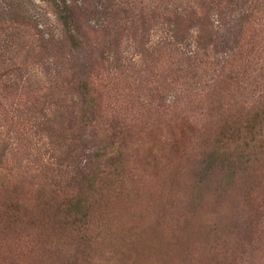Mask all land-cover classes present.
<instances>
[{"label": "rangeland", "instance_id": "rangeland-1", "mask_svg": "<svg viewBox=\"0 0 264 264\" xmlns=\"http://www.w3.org/2000/svg\"><path fill=\"white\" fill-rule=\"evenodd\" d=\"M22 1L31 20L0 30V63L18 68L17 85L0 90L7 98L0 151L23 174L22 193L30 198L28 190L35 194L59 175H74L79 187L86 176L119 177L94 194L89 230L66 239L28 217L0 235V264H264V153L233 167L212 156L217 124L251 110L249 88L231 86L221 103L202 94L213 71L199 62L195 31L183 26L174 37L161 15L122 16L106 33H93L94 21L81 18L85 36L60 48L63 31L49 0ZM263 37L262 28L250 29L253 58L263 57ZM92 72L102 106L127 108L139 121L124 151L126 168L98 167L103 139L92 138L87 116L70 119L74 79ZM81 124L89 129L77 133Z\"/></svg>", "mask_w": 264, "mask_h": 264}, {"label": "trees", "instance_id": "trees-1", "mask_svg": "<svg viewBox=\"0 0 264 264\" xmlns=\"http://www.w3.org/2000/svg\"><path fill=\"white\" fill-rule=\"evenodd\" d=\"M49 2L56 22L63 31L59 39L60 48L64 45L67 48L73 47L83 37L84 33L79 29L81 18L94 21L98 30L91 29L93 33H106L112 22H117L122 16L127 20L133 13L138 14L137 18H145L146 14L149 18L163 16L174 37L181 35L183 26L186 34L195 31V49L202 55L199 62L207 71H213L202 94L211 100L210 95H217L215 98L221 103L223 97L226 99L224 95L230 87L237 86L249 88L247 90L254 99L251 110L246 115L234 122L223 118L217 124L212 156L222 157L226 164L233 167L243 165L248 155L256 157L264 153V52L262 58H253V54L257 53L256 39L248 41L250 29L255 27L257 30H264V0H81L80 4L78 0ZM28 14L29 11L26 14L23 12L22 0H0V30L5 26L23 23V20H31ZM50 42L46 41V46H50ZM107 45L108 43L103 42L102 48L106 49ZM171 52L174 54V50ZM16 66L14 62L0 63L1 91L7 93V90L17 85L12 82L18 69ZM87 78L92 80H86ZM74 82L71 90L75 97L73 103H76L70 119L73 114L75 118L79 116L77 120L87 116L86 124L94 131L91 132L92 138L103 139L104 145L96 147L101 152L96 155L97 162H100L98 167L126 168L124 151L128 149L131 130L135 128L132 123L139 121L134 120L133 116L131 120L130 115L126 114L127 108L112 109L102 106L105 99L97 87V77L93 72L84 74L83 77L80 75ZM4 99L7 98L0 97V109L3 108ZM25 106L27 104L24 99L23 107ZM221 106L224 105H220V108ZM6 115L7 112L3 114ZM97 115L104 117L102 125H98ZM72 124L73 121L70 120L69 125ZM97 127L99 130L95 132ZM87 129L88 126L82 125L77 133ZM7 154L8 152L0 151V235L11 233L22 225L24 219L34 217V221L45 222L49 230L60 233L66 239H76L78 234L89 230L88 225L95 207L94 194L105 184L107 185L103 188L111 190L114 187L112 179L118 176L109 173L106 182L100 177L97 179L86 176L79 187L74 175H59L49 184L38 186L35 194L28 190L27 193L31 196L27 198L22 193L23 174L9 166L11 158ZM250 160L258 162L257 159H249V162ZM245 163L248 164L247 161ZM232 229L231 235L239 227Z\"/></svg>", "mask_w": 264, "mask_h": 264}]
</instances>
